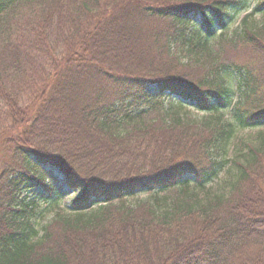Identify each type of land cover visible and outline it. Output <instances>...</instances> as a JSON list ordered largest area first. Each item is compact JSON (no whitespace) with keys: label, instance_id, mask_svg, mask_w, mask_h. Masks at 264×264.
Segmentation results:
<instances>
[{"label":"trees","instance_id":"trees-1","mask_svg":"<svg viewBox=\"0 0 264 264\" xmlns=\"http://www.w3.org/2000/svg\"><path fill=\"white\" fill-rule=\"evenodd\" d=\"M2 37L0 264H264V0H0ZM43 50L52 67L21 103L8 69ZM165 96L205 116L165 110ZM252 128L231 192L199 200ZM48 168L75 197L38 228L28 192H56Z\"/></svg>","mask_w":264,"mask_h":264},{"label":"rangeland","instance_id":"rangeland-1","mask_svg":"<svg viewBox=\"0 0 264 264\" xmlns=\"http://www.w3.org/2000/svg\"><path fill=\"white\" fill-rule=\"evenodd\" d=\"M31 11L32 10H30L28 6H23L18 14V17L16 18V22L25 23V19L27 17H31L30 16ZM35 11L38 12V9L35 8ZM242 16H244V14L241 13L238 17V20H240ZM55 22L56 20L53 22V24ZM199 23H200L199 21H196V24H194L193 27H191L190 33H195L197 30L200 29ZM19 33L23 34L24 35L23 37H26L28 39L32 38V35H27L24 29L20 30ZM47 33L50 39L49 43L53 44L55 40L53 28H48ZM2 40L3 37L0 38V44ZM1 50L2 47L0 45V55L2 54ZM54 50H50V51L54 52V54L58 52L56 51V48ZM42 52L43 53L40 54V58L38 59L39 64L37 65L36 63V65H32L30 67V70L28 69V67L26 68L23 67L21 69L22 71L18 72L19 74L14 75V71H12V69L10 68L8 69L9 71L8 79H7L8 84L9 86L13 85L14 91L20 96L21 103L22 102L26 103L29 97L26 86L32 83L33 80L35 82L39 78L41 74V70L46 71L52 67L51 63L49 62V56H50L49 51L43 50ZM5 54L6 56H8L6 52ZM235 57L236 59L241 61L246 59L245 54H236ZM230 85L232 92L231 93L232 101L233 103H237V101H239L242 97V90L238 86L237 79L232 78ZM179 101L180 100L175 97L165 96L164 100H162L163 108L165 110L170 109L172 110V112H176L177 114L183 116L184 118H189L195 121H200L205 116L204 113L197 111L196 108L193 107V105L180 106L178 103ZM156 115L157 113L154 114L152 113L151 116H156ZM258 130L260 129L252 128L247 130H241L236 133L235 137L231 140L229 151L226 156L228 160L227 166L221 171V173L214 180L205 184L203 189H199L195 191L199 197V200L205 202H214L215 198H220V200L223 198L224 200L226 196H228V194L231 192V187L236 181L237 167L233 162V160L235 161V159H237L239 152L247 148V143L254 142ZM47 171L49 172V174L58 177V180L60 181L58 184L56 183L55 185L56 192L50 197H47L46 194H43L42 190L37 188H34L33 190H31V192H28V200L30 203H33V209H34V212L32 214V220H34L38 228H41L47 222L52 220L55 214L66 213L69 210L70 202L75 197V194H73V192H71L61 182V177H59V174L55 169L48 168ZM174 194H177L178 196L181 195L179 189L169 190L163 193L161 192L159 193L156 190L139 191L132 196H128L125 200L126 202L125 204L129 206H134L138 203L146 202L147 200L150 199L151 196L154 195L167 196L170 198Z\"/></svg>","mask_w":264,"mask_h":264}]
</instances>
